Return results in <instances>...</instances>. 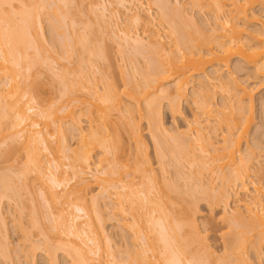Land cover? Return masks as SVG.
Listing matches in <instances>:
<instances>
[{
  "label": "bare ground",
  "instance_id": "1",
  "mask_svg": "<svg viewBox=\"0 0 264 264\" xmlns=\"http://www.w3.org/2000/svg\"><path fill=\"white\" fill-rule=\"evenodd\" d=\"M54 1H56V9L53 4V11L57 10L60 14L63 13V17L66 15L63 9H70L75 2V0ZM154 1H156V5L165 2L159 1L158 3L157 0ZM37 2L38 4H36ZM136 2L138 0H114L111 3L116 8H125L126 4ZM165 3L166 7H168L169 4ZM256 3H258V0H210L209 5L214 8L215 30H213L209 36V41L206 43L207 53H204L202 48L194 43V40H197V38L190 40L193 38L189 37L191 34L193 36V32L195 31L201 33V25L199 27V24L195 20L193 21L185 14H182L185 16V18L183 17L184 20H182L181 16L173 15L176 21L170 20V22L173 24V33L177 34L179 38L180 46H178L181 47L180 50L177 53L170 54L164 42L160 40L161 37L159 35L155 34L148 38L150 49L148 53L152 55V63L148 66L149 72L147 71L144 74V78H141L140 84L131 79L132 89L127 86L130 84L126 83L127 79H124L127 87L125 86L122 94L127 99L126 103L123 102V97L116 89L114 80H111L112 78L108 79L107 76V79L106 77L102 78L106 73L101 74V78L105 79V82L102 83L103 85L105 83V85L100 92H98V88L95 89L93 86L94 89L90 90L88 88L89 91H86L90 97H87L84 94L85 92H80L84 90V87H80L82 79L86 81L95 75L91 73L93 71L92 66L93 69H96L99 68L94 65L96 62H100L99 60L108 61V47L105 44L107 42H105L102 36H98L100 40L102 39L101 41L98 40L97 35H95L96 32L92 35L93 33H88L87 29V33L84 34L83 29L86 27L84 25L82 32L81 30H77V34L71 35L73 37L71 41L73 44L71 45H74L73 47H76V49H72V52L69 51L70 53L67 51L68 55L65 52L64 54L66 55V60L71 59L73 56L77 57L78 63H76L78 65L76 64L77 68L75 70L72 69V72L69 71L66 74L67 77L69 76V80L66 77H64L66 80H62L63 83L61 85L64 86V93H62L68 99L65 97L67 99V106L64 107L65 109H61L59 113L65 114L62 116L61 122L62 120L70 122V127L74 125L75 127H79L82 119L80 116L82 115L87 116L90 126L86 132L80 130L78 145L75 149L69 150L66 159L69 161L68 165L72 171V177L78 185L86 181V175L89 172H92L93 169L98 171V167L106 163V168L101 172V176L103 177L96 179V183L93 184L100 186L99 188L101 189H107L106 191L110 188L115 190L114 197H116V207L118 208L115 209L114 207L113 209L114 211L117 210L115 214L118 213L122 217V228L130 232L134 242L140 241L141 234H145L144 243L136 246L140 248L139 251L141 252H138V250L129 251L127 248V251L124 252L118 243L112 244V237L100 229V223L97 224L94 221L91 207L98 208L100 199L103 201L105 199L110 200V196H102L101 198L95 196L90 199L89 203L84 191L94 185L84 183L83 188L73 192L72 197L74 198L69 199V203L74 210L69 217L60 212L58 217L53 219L55 217H53L52 211L54 208L60 206V200L62 201V199H59L60 196L57 190L62 189V193L67 194V187L71 181L59 178L57 175L58 169L52 166L46 156H43V151H47L50 142L47 136H43L41 132L35 130L39 126L36 121H32V113L36 109H28L22 103V98L25 96H30V103L34 102L33 95L25 91L26 88L21 89L17 81L19 73L21 74V72H17L19 70L18 67L22 65L24 68L27 61L26 55L29 53L27 51L31 45L28 34H30L29 32L32 29L34 34L36 26H39V29L42 27L41 23L37 25L36 21L39 20L40 22L41 19H39L40 15L38 14V17L37 13H40L41 9H44L48 2L47 0H0V78L2 76L5 77H2V80L0 79V140L3 141L4 138H7L5 137L7 135H4L5 129L3 130V125H6V128L8 126L6 131L12 130L13 132L14 130V134H11H13V137L16 136V138L14 137L15 139L18 137L17 141L19 137H25L26 133H28L26 137L31 141V146L27 145L29 146V150L23 165H21L22 169L18 171L20 172L19 175L16 172V175H12L15 176L14 178L10 175L9 177L0 169L4 173L0 176V264H6L5 261L11 259L9 254L12 253L10 251L12 249L9 250L7 248L9 245V242L6 240L8 229L2 210L3 201L7 199L13 203L12 200H15V204L18 201H23V195H26L24 191L29 192L31 187V191L33 192L31 193L30 191L29 194L35 195L36 189H34V185L36 179V181L39 180L51 184L48 189L49 195L53 196L51 205H47L48 203L44 201L47 203L44 204L48 206L45 208L41 202L38 203V199H33L28 195V199H33L31 203L33 204V208L36 209L34 210L29 207L28 214L24 215V211L26 210L24 208H28V206L20 202L24 208L21 209V214L17 218L18 220L16 219L19 223L17 224L19 226L18 229L24 235H22L24 240L26 238L31 241V245L27 246L28 248L25 246L27 251H23L21 254H24L28 260L31 259L33 263L36 260L33 253L41 251L40 248H43L42 252L44 255H42L45 264H91V260L96 259L97 256L101 258L105 254L109 259L112 256H116V251L118 253L117 256L126 254L125 258L121 257L122 260L120 261H122V264H129V261L131 264H257L254 260L247 257L249 251L254 253L257 260H260L264 255V108L262 104L260 107L261 112L259 113L260 126L256 127L255 135L249 134L254 112L252 92L258 85L264 83V12L260 16L254 12V14H251V10H249ZM261 3V6L264 7V0H260ZM35 4L40 5L37 9L42 7L38 9L40 11H36ZM158 6L162 8H159L163 13H161L162 16L167 17L168 15H165L166 11H164L165 8H163L162 4ZM179 9L177 8L175 11ZM115 12H118L117 9ZM178 12L180 13V11ZM147 14H150L149 11ZM48 16L50 15L48 14ZM164 16L161 18L164 19ZM176 17L178 19L180 17V21ZM187 17L191 20H186ZM166 19L165 21H167ZM64 20L62 24L66 23ZM250 20H254L255 23L258 22L262 28L248 34V22H251ZM107 24L110 25L109 23ZM130 24L133 27H143L144 29L152 27V22L146 20L141 12L131 14ZM53 25L54 23L52 24L53 29L58 28V24H55L56 26ZM185 25L189 27L192 25V28L196 30L193 29L192 33L188 31V36V33L185 32L187 30L184 29ZM75 30H72V32H75ZM89 30L91 31L92 29ZM92 31L94 32V30ZM33 36L31 34V37ZM123 37L128 43H135V45L144 47V39L139 38V36L132 38L128 32H123ZM35 38H37V35ZM97 42L103 47L98 46ZM101 42L103 43L101 44ZM65 44L67 45V43ZM66 45L64 47L67 48L68 46ZM139 46L137 47L140 48ZM232 58L237 59V64L234 65L233 69L229 65L232 62ZM28 65L33 66L34 64L29 63ZM28 65L26 64L27 68L25 67L27 70ZM30 66L29 70L32 68ZM247 68L252 69L251 76L261 80L254 87L251 85L247 86L246 82L238 78V73L244 72ZM98 70L95 71L98 72ZM7 72L10 74H7ZM72 76L73 78H71ZM126 76L128 77L127 74ZM70 78L74 80L70 81ZM7 87L9 88L8 90ZM191 89L193 90L190 93ZM77 93L86 97H79ZM185 103L189 105L191 110L189 117L191 119L189 121L185 118L182 108V105ZM142 104H144L143 109L141 108ZM164 107L168 109L169 114L173 118L178 117L187 122V132H176V135L170 136L172 133H169L163 122ZM83 108L87 109L86 112L82 111ZM78 110H81L82 113H78ZM113 110H116L120 114L121 121L119 120L120 123L118 122V126L120 124L119 127L117 126L118 128L115 127L114 122L109 117ZM135 111L139 114V121L144 118L146 119L145 121L147 122L154 148V155L158 162L175 165L180 171L181 167H183V162L187 161L188 165L195 169L194 174L198 175V179L202 177L204 172L216 175L220 171V175L218 176L220 187L219 189H215L216 192L214 194L209 195V205L211 208L215 206L214 209H216V205L221 202L226 205V202L230 198H236L240 193L246 194L243 203L227 218V221L231 225L230 229L235 231L231 234L230 238L225 240L224 255L222 257L215 255L206 238L199 232L195 218L200 211L199 205H197V201L194 198L196 195H191L189 190L182 192L177 185L175 186L174 182V185L166 184L164 181L160 182L156 177L151 166L148 146L138 126L140 123L135 121L134 115H132ZM47 114L44 115L42 113L38 116L45 120H52L53 115ZM51 120L44 124L46 128L50 127L51 124L49 122ZM56 120L54 122L56 123L55 134L58 135L61 142L67 144L69 142V134H67L69 131H66L67 129L63 127V122L58 125L59 122L57 123ZM54 123L52 120L53 125ZM121 131L127 135L129 140L134 142L133 164H129L128 159H126V162H123L125 160L122 161V158L125 159L126 157L123 155L126 146L123 148ZM246 136L248 137L247 140H245ZM167 137L169 140H167ZM18 142L16 143L18 144ZM10 144L5 146L6 149L4 151L0 149V158L1 161L3 159V162L11 161V158L13 159V157L19 154L17 145ZM65 148L69 149L67 146ZM108 156H111L112 159H108ZM11 168L12 166L8 167L7 170ZM2 169L5 172L7 171L5 167ZM52 169L55 172H52ZM9 172L11 173V170ZM125 175L128 177H125ZM15 178H19V183ZM127 178L132 179L128 181ZM136 178L138 182H136ZM195 178L197 177L195 176ZM14 179L17 180V183L14 182ZM198 179L195 183L189 182V185L186 184L190 187L193 186V189L197 188L198 190L199 188L202 190L203 185L200 186V182L202 181ZM198 181L200 182L198 183ZM15 184L20 185H17V187ZM16 187L19 189L23 188V192ZM205 187L202 191L208 190ZM17 190L25 194L21 195L22 193H19ZM169 192L176 193V198L182 199V205L185 203V206L182 207L177 202L180 208L175 207L176 203L172 199L173 194L169 195ZM63 194L61 198H64ZM36 196L34 198L39 197L38 193ZM42 196L44 195L42 194ZM30 200L27 201L30 202ZM34 203L36 204L35 206ZM31 209H33L31 211L33 214L30 212ZM62 209L65 211L64 208ZM22 210L24 211L22 212ZM37 212L40 215L43 212L41 215L42 219L46 218L44 222L47 226L44 225L42 220L44 228L39 220L41 216L38 218ZM95 213L94 209L93 214L95 215ZM23 215L29 220V223L26 221L29 224L28 226L24 224L25 222H22ZM245 215L247 216L245 217ZM82 219L86 220L81 222L80 220ZM45 229L49 230V232L47 231L49 234H52L51 230L58 232L57 236L55 235L56 233L51 238L49 234H46V236ZM35 230L40 231L41 234L38 235H45L43 236L44 238L41 236L43 239L40 238L39 240H37L39 236L36 235V240L41 242V245H38L39 242L32 240L34 239L32 234ZM43 230L44 232L42 233ZM63 236L75 238L77 240L75 241L79 243L77 244L78 246L72 249L71 244L76 243L68 239L65 240ZM52 237L55 240L57 239L56 242L53 240L55 243L52 241ZM25 242L27 243L26 240ZM42 243L44 247H42ZM83 246L86 247V250ZM133 247L131 248L136 249ZM111 249H115L114 254H110ZM59 251L63 253L59 255ZM14 252L17 254L16 251ZM100 253L103 255L101 256ZM117 259L115 257V261ZM112 261L110 264H115ZM106 262H102V264H106ZM29 263L31 264V262Z\"/></svg>",
  "mask_w": 264,
  "mask_h": 264
},
{
  "label": "rangeland",
  "instance_id": "2",
  "mask_svg": "<svg viewBox=\"0 0 264 264\" xmlns=\"http://www.w3.org/2000/svg\"><path fill=\"white\" fill-rule=\"evenodd\" d=\"M33 1H38V0H33ZM113 1L114 0H75L74 4H72L70 9L69 8L63 9V12H65V14H66L64 17L62 15L63 13L60 14V12H57V10L55 12L53 11L54 10V8L52 7L53 4L55 5L54 7L56 9V3H55L56 1H54V0H47L48 4H50V5L48 6V4H47V6L44 9L42 7H39V8H42L41 9L42 11L38 10L39 8L37 9V7L40 6V5H36V4H38V2L34 5V6H36V11L37 10L40 11V13L37 11L38 12L37 16L39 14L40 17L39 16L38 17H39V19L41 18L40 22H39V20L36 21L37 25H40V23H41L42 27L40 26L41 28L39 29L38 28L39 26L34 25V26H36L35 27L36 29H34V34H33V29L31 30L32 33L29 32L30 34H28V37L30 36L28 39H30L29 41L31 42L30 43L31 45L30 46L28 45L30 47V49L27 52H29V53L27 54V52H26V54H27L26 56L28 57V59L26 57L27 61L25 60L26 61L25 66H24V60H23L24 68L22 67V65H20V67H18L19 70H17V72H21V74L19 73V75L20 76L22 75L25 79L22 76L20 77L18 75L17 81H18L21 89L26 88L25 91H27L30 95H33L34 102L30 103L29 102L30 96H25L22 98V103L28 109L29 108H35L36 109L35 112L32 113V121H36L39 125L38 127L35 128V130H37L38 132H41L43 134V136L44 135L47 136V139L50 142V144L47 148V151H43V154H44L43 156L44 157L46 156L47 160L52 164V166H55L58 169L57 175L59 176V178L65 179V180L68 179L71 181L69 186L67 187V192H66L67 194H63L62 189L57 190V192L60 196L59 199H62V201L60 200V202H61L60 206H58L57 208H54L53 211L51 210L53 217H55L53 219H56L60 212H62L66 217H69L70 214L72 213V211L74 210V208L69 203V199L74 198V197H72L73 192L78 190V189L83 188L84 183L94 185L93 183H96V179L103 177V176H101V172L104 171V169L106 168V163L101 164L98 167V169H99L98 171L93 169L92 172H89V174L86 175V181L81 183L80 185H78L76 183L75 179L72 177V171L68 165L69 161L66 159V156L68 155L69 150L75 149L78 145V142H79L78 134H79L80 130H83L86 132L90 126V122L88 121L87 116L82 115L83 117L80 116V118H82V119H81L79 127H75V125L73 127H70L71 126V125H69L70 122H65V120L64 121L62 120L63 123L61 122V118L65 114L59 113V111L61 109H65L64 107L67 106L66 101L68 99L65 96V94H63L64 93V89H63L64 86L61 85L63 83L62 80L64 81L69 77V76L68 77L66 76V74H68L69 71L72 72L73 70H75V68H77V66H76V64L78 63L77 57L73 56L71 59L66 60L67 59L66 55H68V53H70L69 51L72 52V49L73 50H74V48L76 49V47H73L74 45H71V44H73L71 42L73 40L72 36H74L76 31L81 30V32H82L83 25H84L87 27V28L84 27V29H83L84 34L87 32L88 33L92 32L93 33L92 35H94V33L96 32L95 35H97V37L102 36L103 39H105V42H107V43H105V42L104 43L108 47V61L99 60L100 61V62H98L99 64L97 62H96L97 65L94 64L95 66L99 67V68L94 67L96 69H93V66H92L93 71H91V73H93L92 75L95 74L94 76H92L94 78L93 79H92V77L88 78L87 80H89V81H87V80L85 81V79L83 81V79H82V85L80 87H82V88L84 87V90H81L80 92H82V91L85 92L84 94H86L87 97H90V96H88V93H86V91L87 90L89 91V89L91 90L93 87L95 89L98 88L97 90H99L98 92H100V90H102L103 86L105 85V83H104V85L102 83V82H105V79H102V78H105L107 76L108 79L112 78L111 80H114L116 89L120 92L121 96L123 97V102L126 103L127 99L122 94L123 90H125V86L128 83H130L127 86L129 88L131 87L130 89H132V86H131L132 80L135 81L137 84H140V80H142L144 78V74L147 71L149 72L148 66H150V64L152 63V61H151L152 55H151V53L150 54L148 53V51L150 50L148 38L154 36L155 34L159 35L161 37L160 40L162 42H164L165 47L169 51L170 54L171 53H177L180 50L181 47H179L180 46L179 38H178L177 34L173 33V30H172L173 24L170 22V20H175L173 15L181 16L182 20H184L185 16H183V15L185 14L186 16L190 17L193 21L195 20L199 24V25L197 24L199 27L201 25V27H200V29L202 28L201 33H198V31H195L197 33L193 32V36H192V34L189 36V33H192V31L196 30L195 28H192L193 27L192 25L190 27L185 25L184 29L187 30V31H185L186 33H188V31H189L188 36L190 38H193L190 40H194V38H197V40H194L195 42L194 41L193 42L197 46H200V48H202L204 53H207L206 43L209 41V36L212 34L213 30H215V23H214L215 22L214 21L215 15L213 13L214 8H212L209 5L210 0H157L158 3H159V1H161V2L165 1V2H167V4H169L168 7H166L165 2L158 4V5L162 4L163 8H165V10L164 9L163 10L166 11L165 15H168L167 17L169 20L166 19L167 17L164 15L163 16L165 18L164 19L161 18V17H163L162 16L163 13L161 12V10H159V8L160 9H162V8L159 7L158 5H156L157 3H155L156 1H154V0H138V2H136V3L126 4L125 8H121V7L116 8L114 5H112ZM39 4H40V2H39ZM261 5H262V3L260 4V0H258V3H256V5L253 6L254 8L252 7L249 9V10H251L250 13L262 15L264 12V9H263L264 7ZM176 6L178 9H179V7L182 8V10H181V8L178 10V11H180V13L178 11H175V9H177ZM116 9L118 11L117 13L115 12ZM71 10L73 11V13H71L72 12ZM91 11L92 12L94 11V12L92 13ZM148 11L150 14H147ZM137 12H141L143 17L146 20L151 21L152 27L146 28V29H144L143 27H133L130 24V16H131V14L137 13ZM166 13H169V14H166ZM48 14L50 16H48ZM188 17L186 18V20L189 19ZM165 19L167 21H165ZM180 19L181 18L179 17L178 20L180 21ZM191 19H189V20H191ZM58 20L61 22L59 23ZM63 20H64V22H66L63 24H66V25L62 24ZM53 23H54V25L58 24L57 29L52 28ZM70 23L72 24V26ZM107 23H109L110 25H108ZM88 24H90V25H88ZM184 24H186V23H184ZM70 28H72V29H70ZM261 28H262L261 24H259L258 22L255 23L254 20L251 22H248V30H249L248 34L253 32L254 30H257V29L260 30ZM87 29H88V31H87ZM89 29L94 30V32L92 30L90 31ZM40 30H41V33H40ZM72 30H75V32H72ZM123 32H128L132 38H136L139 36V38L144 39V41H143L144 47L142 48V46L140 47L137 44L135 45V43H128L127 40H125V38L123 37ZM31 34L34 36L31 37ZM35 34L37 35V38H35L36 37ZM70 36L72 37V39ZM97 37L95 36V38H97ZM100 37H98V40H100L99 39ZM31 38H32V40H31ZM34 39H36V40H34ZM199 39H201V40H199ZM65 43H67V45ZM97 43L99 46L100 45L99 42H97ZM102 43L103 42H101V44ZM64 44L68 47L67 48L64 47L65 46ZM68 44H70V45H68ZM137 46H139L140 48H138ZM100 47H101V45H100ZM177 47H178V50H177ZM26 49H27V47H26ZM63 49H64V51H63ZM67 51H68V53H67ZM64 52L66 53V55L64 54ZM74 55H76V54H74ZM153 56H154V54H153ZM130 58H131V60H130ZM236 60L237 59L232 58V62L229 64L232 67V69H233L234 65L237 64ZM92 61H93V59H92ZM29 63L34 64L33 65L34 67L32 65L31 66L28 65ZM26 64L28 65V70L25 69ZM29 66L32 67L31 68L32 71L29 70ZM95 70H98V72H96ZM28 71H29V73H27ZM99 71H103V72L99 73ZM8 73L9 72H7V74ZM23 73H24V75H23ZM102 73H106V75L104 74L105 75L104 76ZM251 73H252V69L247 68V69H245L244 72L238 73V78H239V80L246 82L247 86L251 85L252 87H254L257 83H259V81L261 82V80L259 78L257 79V77L251 76ZM124 74H125V76H124ZM126 74L128 75V77L126 76ZM101 76H102V78H101ZM2 77L0 78L1 80H2ZM7 77H8V75H7ZM64 77H66V79H64ZM107 77H106V79H107ZM3 78H5V77H3ZM71 78H73V76ZM71 78H70V81L75 79V77H74V79H71ZM128 78H129V80H128ZM3 80L7 81L9 79H7V80L3 79ZM67 80H69V78ZM86 82H87V84H86ZM90 82L92 85L90 84ZM166 86H168V85H166ZM8 89L9 88L7 87V90ZM130 89H128V90H130ZM192 90L193 89L190 90V93L192 92ZM252 93H253L252 96L254 99V107H253L254 112H253V123L249 129V134L252 133L255 135V129H256V127L260 126V122H261L260 116H259V113L261 112L260 111L261 110L260 109L261 104H262V107L264 108V83L258 85L253 90ZM78 94L79 93H77V95ZM78 96L79 97H86L82 94H79ZM141 108L142 109L144 108V104L141 105ZM182 108H183V111L185 113V118H187V121H189L191 119V118H189L190 114H191V110L189 108V105L185 103L182 105ZM86 110H87L86 108L82 109L83 112H86ZM113 111H116V110H113ZM113 111H111L112 113L110 112L111 115L109 117H111L110 118L111 121L114 122L115 127H117L118 122L120 123V121H121L120 120V114L117 111L116 112H113ZM80 112H81V110L80 111L78 110V113H80ZM42 113H44V115L47 113H50L47 115H53L52 116L53 123L57 119L56 122L57 123L59 122L58 125L60 123H62L63 127L65 129H67L66 131H69V133H67V134H69V142L67 144H64L63 142H61V139L58 137L57 134H55L54 129H55L56 123H54V125H53L51 119H49V120H51L50 121L51 123L49 122V124H51L50 127L46 128L44 126V124L48 123L47 121H49V120H45L42 117L38 116V115H41ZM132 115H134L133 117L135 118V121L140 123V125L138 124V126L141 129L145 143L148 146V154H149V157L151 158V163H152L151 166L154 170L156 177L160 180V182L164 181V183H166V184H172V185L175 184V186L177 185V187L182 192H186L189 190V192H191L190 193L191 195H193V194H194L193 196L196 195L194 198L197 201V205H199L198 207H199L200 211H199V213H197L195 218H196V223H197L199 232L201 233V235L203 237L206 238L207 243L211 247V250L215 252V255L217 257H222L224 255L225 240L230 238L231 234L235 231V230L232 231V229H230L231 225L227 221V218L230 217V214L235 212L238 209L239 205L243 203V200L245 199L246 194L240 193L238 195V197L230 198V200H228L226 202V205L221 202L218 205H216L217 206L216 209H214L215 206L211 208L209 205V198H210L209 195H211L212 193L214 194V192H216L215 189H217V188L219 189V187H220V180H218L219 179L218 176L220 175V173H219L220 171H218V172L216 171L217 172L216 175H212V174L204 172L202 177L199 178L200 181L203 182L202 183V182L198 181V183L200 182V186L203 185L201 189L203 190L204 187L206 186L205 189H208V190L202 191L199 188L197 190V188L193 189L192 188L193 186L192 187L188 186L189 182H192V183L197 182L198 175L194 174L195 169L191 168L188 165L189 163L187 161L183 162V167H181L180 171L177 169V167L175 165H171L169 163L161 164L160 162H158L155 158V155H154V148H153L150 132L148 131L147 122L145 121L146 119L144 118L143 120L141 119L142 121L141 120L139 121V114L137 111L133 112ZM57 117H59L60 119ZM54 118H56V119H54ZM163 119H164L163 122H164L166 129L169 131L170 134L172 133L171 135L169 134L170 136H174V134L176 132L177 133H180V132L183 133V132L188 131L187 130L188 129L187 128V122L182 120L181 118H178V117L173 118L169 114L168 109L166 107H164V109H163ZM119 126H120V124H119ZM3 127H4L3 130L5 129L4 135H7V136H5L7 138H4L3 141L0 140V142L2 141L0 143V149H2V151H4V149H6L5 146L6 145L8 146L10 143H12L14 146L17 145V149L19 148V150H18L19 154H17L15 157H13V159L11 158V161L8 160V161L3 162V159L1 161V158H0V169L4 173H6V176L16 175V172H17V175H19L20 172H18V171H20L22 169L21 165H23V163H24L26 154L29 150V146H31L30 145L31 141L28 139V137H26V136H28L27 135L28 133H26L25 137L24 136L19 137V140H18L20 142L19 143L17 141L18 137H17V139H15L16 136H14L15 138L12 136L14 134L13 133L14 130H13V132H12V130L6 131L8 126L6 128V125H3ZM70 131H72L73 133L72 132L70 133ZM11 133H13V134H11ZM120 135L122 138L123 148L126 146L124 148V153H123L124 157L125 156L126 157H125V159L122 158V161L125 160L123 162H126V159H128L129 160V161L127 160L128 163L133 164V151L135 148L134 142L132 140H129L127 138V135H125V133L122 132ZM51 136H53V137H51ZM247 138L248 137L246 136L245 140H247ZM13 140H14V142H12ZM167 140H169L168 137H167ZM15 141L18 142V144ZM4 142L6 143L5 145H4ZM7 142H8V144H7ZM12 144H10V145H12ZM33 144L34 143H32V145ZM27 145H29V146H27ZM33 146H35V145H33ZM65 146H67L69 149H66ZM62 149H65V150L62 151ZM100 157L103 158L102 156H100ZM14 158L16 159V161H14L15 160ZM108 159H112V157L108 156ZM10 165L12 166V168L7 170L8 167L9 168L11 167ZM165 166H166V168H165ZM4 167L7 170L6 172L2 169ZM1 170H0V176L4 174ZM9 170H11V173L9 172ZM1 172H2V174H1ZM52 172H55V170L52 169ZM7 173H9V174H7ZM190 175H192V176H190ZM193 176L194 177L196 176L197 178L194 179ZM12 177L14 178L15 176H12ZM32 177H33V175H32ZM125 177H128V176L125 175ZM15 179L18 180L19 178H15ZM127 179H128V181H130L132 178H127ZM17 180H15L14 182L17 183ZM36 180H35L36 183L34 185V187H35L34 189H36L35 193H34L35 195H33V194H32L33 196L30 195L33 192V191H31L32 190V187H31V189L29 190V192L31 191V193L29 194V192H27L25 190L24 192H26V195L24 196L23 194H25V193H22L23 188L19 189V188H17L18 187L17 185H20V184H15L17 186L16 188L18 190L22 191V192L21 191L19 192L17 190L19 193H22L21 195H23L24 198L21 196L20 197L23 198V201H18V202H16V204H15V200H12L13 203L11 202V200L8 201L7 199H4V201H3L2 210H3L4 216L6 218L5 220L7 221L6 224H7V229H8V232H7L8 237L6 240L9 242L8 243L9 245L7 246V248L9 250L12 249V250H10L12 253L9 252L11 259H7L5 261L6 264H30L29 262H31V264H45L43 262V255H44L42 252L43 248H40L41 251L40 250L36 251L37 254L35 252L33 253L34 259L37 260V261L34 260V263H33V261H31V259L28 260L24 256V254H21V252L27 251V248L31 245V241H29L28 239L25 238L27 243L25 242V240L23 238L24 235H23V233L20 232V230L18 229L19 226L17 225V224H19L17 221L18 220L17 218H19V216L21 214V209L24 208V206L23 207L21 206L20 202H23L24 205L28 206V208L25 206L26 207V208H24V209H26L25 211L22 210V212L23 211L25 212L24 215L28 214L29 207L33 208V204L31 203L33 201V199H36V200L38 199L39 200L38 203L41 202L43 204V207H45V208L48 206H46L44 203L47 202L48 203V204L46 203L47 205H49V204L51 205L53 196L49 195L50 193H48V189H49V186H51V184L49 182H44V181L42 182V181H39V180L36 181ZM135 180H136V182H138L137 178ZM173 182H174V184H173ZM18 183H19V180H18ZM99 187L100 186H98V185H94V186L87 188L84 191V194L86 195L87 199L89 200V203H90V199L95 197V196H98L100 198L102 196L103 197L104 196H110V200L105 199L106 202L103 201L102 199H100L99 200L100 205L98 208H96V207L92 208L91 207L92 216L94 218V221H96L95 223H97V224L100 223L99 224L100 229L102 231H104L107 235L112 237V239H113L112 244L118 243L122 247V250L124 252L127 251V249H129V251H132V250L137 251L138 250V252H141V251H139L140 248H138L136 246L137 245L140 246L141 243L142 244L144 243V238H145L144 235L145 234H143V233L141 234L140 241L137 240L136 242H134V240L131 237L132 235L130 234V232H128L127 230L125 231V229L122 228V222H121L122 217H120V214L118 215V213L115 214V212H117V210L114 211V209H113L114 207H115V209L118 208V207H116L117 206L116 197H114L115 190L110 188V189H108V191H106L107 189L105 190V189H101ZM40 191H41V194H40ZM251 191H252V189H251ZM36 192L39 195L38 198H34V196L37 197ZM192 192H194V193H192ZM61 193L63 194L64 198H61L62 197ZM169 193H170L169 195H172V194L174 195V196L172 195V199L174 200V203H176L174 205L175 207L177 206V208H180V205L182 207L185 206L184 205L185 203H183V205H182V202H183L182 199H180L181 200L180 201L179 199L176 198L177 197L176 193L175 194H174V192L173 193L169 192ZM42 194L44 196L41 197ZM187 194H188V192H187ZM28 195L33 198V199H31L32 201L30 199H28ZM20 197H19V199L21 200ZM186 198H187V196H186ZM186 198L184 199V197H183L184 200H186ZM27 200H30V202ZM44 201H46V202H44ZM103 202H105V203H103ZM177 202H179L180 205ZM17 205H18V207H17ZM35 205L36 204L34 203V206ZM90 206H92V205H90ZM45 208H43V209L45 210ZM62 208H64L65 211ZM177 208H175V209H177ZM33 209H31L30 212L33 211ZM94 209L96 211L95 215L93 214ZM242 210H244V209H242ZM30 212H29V214H30ZM42 214H43V212L41 213V215ZM35 215H36V213H35ZM41 215L38 213L37 214L38 218ZM246 216L247 215H245V217ZM40 218L41 219H39V220L41 221V224L43 225V223H44V225L47 226V224L44 222L45 221L44 219H46V218L44 217L42 219V216ZM23 219H22V222L23 223L25 222L24 224L28 226L29 224H27V223H29L28 222L29 220L27 219V217L24 216ZM42 220H43V223H42ZM85 220L86 219H82L80 221L84 222ZM26 221H27V223H26ZM44 225L42 226L43 228H44ZM48 227H49V225H48ZM45 230H46L45 235L46 234L48 235L49 230H47V229H45ZM43 232H44V230L42 231V233ZM50 232H52V234L51 233L49 234L50 238L55 233H56L55 235L57 236L58 232H54L52 230ZM33 234H34V236H33ZM33 234H32V237H34V239H32V240L34 242H36L40 238L43 239L44 238L43 236H45V235H43V236L38 235V234H41L40 231H38V230H35L33 232ZM36 235L39 236L38 239H37ZM53 237L55 238V236H53ZM53 237H52V241L54 240L56 242L57 239L55 240V239H53ZM63 237L65 240L68 239V240L76 243V244H74V243L71 244L72 249L78 246L77 244H79V243L76 242L77 240L75 238H67L66 236H63ZM37 242H39V241H37ZM40 243L41 242H39L38 245ZM134 243H136V244L134 245ZM25 246L26 247L28 246V247L26 248ZM42 247H44L43 243H42ZM131 247L136 248V249H132ZM83 248L86 250V247L83 246ZM83 248H82V250H83ZM114 250L115 249H111L110 254H114L113 253ZM14 251H16L17 254ZM29 251H31V250H29ZM62 253L63 252L59 251V255ZM102 253H100L101 256L103 255ZM116 253H117V251L115 252L116 256H114V257L112 256L114 258V260L111 257L112 260L114 261L115 264H122V261H120V260H122L121 257L125 258L126 254H123V256H121V255L117 256L118 253L117 254ZM35 254H36V256H35ZM100 254H99V256H100ZM115 257H116V259L118 258L117 259L118 262L115 261ZM247 257L254 260L257 264H264V255L261 257L260 260H257L254 253L252 251H249ZM101 258H98V256H97L96 259L91 260V264H102V262H106L108 260L109 261L111 260V258L109 259L108 256H106L105 254ZM109 261L106 262V264H110L111 261L110 262ZM129 264H131L130 261H129Z\"/></svg>",
  "mask_w": 264,
  "mask_h": 264
}]
</instances>
